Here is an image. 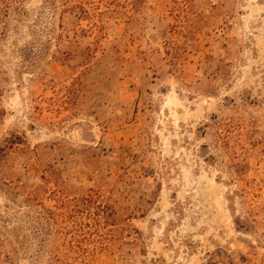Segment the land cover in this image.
Wrapping results in <instances>:
<instances>
[{
	"label": "rangeland",
	"instance_id": "rangeland-1",
	"mask_svg": "<svg viewBox=\"0 0 264 264\" xmlns=\"http://www.w3.org/2000/svg\"><path fill=\"white\" fill-rule=\"evenodd\" d=\"M0 264H264V0H0Z\"/></svg>",
	"mask_w": 264,
	"mask_h": 264
}]
</instances>
